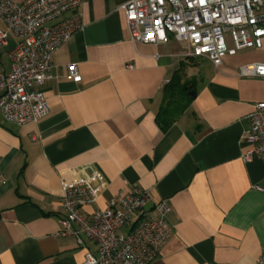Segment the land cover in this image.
Returning <instances> with one entry per match:
<instances>
[{"label":"crops","instance_id":"1","mask_svg":"<svg viewBox=\"0 0 264 264\" xmlns=\"http://www.w3.org/2000/svg\"><path fill=\"white\" fill-rule=\"evenodd\" d=\"M126 1H82L81 27L53 52L51 77L39 87L49 104L44 117L18 125L0 113V264H84L85 251L96 252L83 235L80 244L57 234L64 214L58 172L88 165L107 182L80 210L88 219L110 196L134 188L169 203L172 229L150 264H257L264 160L242 159L241 135L264 102V80L240 76L239 67L263 61L264 51L240 50L216 67L184 56L175 39L134 43L119 9ZM19 41L9 34L0 45V72L10 71ZM72 62L79 82L69 77ZM177 71L194 79L195 94L163 130V88Z\"/></svg>","mask_w":264,"mask_h":264},{"label":"built area","instance_id":"2","mask_svg":"<svg viewBox=\"0 0 264 264\" xmlns=\"http://www.w3.org/2000/svg\"><path fill=\"white\" fill-rule=\"evenodd\" d=\"M82 1L0 0V45L9 34L20 38L9 52L10 71L0 72L4 120L22 125L48 113L39 87L51 77L53 52L81 27L77 9ZM119 9L132 42L157 45L175 39L183 45L184 56L205 57L216 67L240 50L264 51V0H128ZM67 12L72 14L56 21ZM67 70L74 82L81 80L75 62ZM239 75L264 80V60L240 66ZM247 121L241 135L247 146L242 159L264 160V102L254 105ZM58 177L64 214L57 234L74 236L80 244L83 235L97 247L95 253L85 251L84 264L151 263L172 229L165 199L154 201L147 190L134 188L127 195L110 196L88 219L80 210L98 200L107 185L104 177L92 165L59 171ZM257 188L264 191V185ZM257 264H264V251Z\"/></svg>","mask_w":264,"mask_h":264},{"label":"trees","instance_id":"3","mask_svg":"<svg viewBox=\"0 0 264 264\" xmlns=\"http://www.w3.org/2000/svg\"><path fill=\"white\" fill-rule=\"evenodd\" d=\"M194 89V79H182L177 71L163 88V103L157 122L164 130L183 111L191 100L190 92Z\"/></svg>","mask_w":264,"mask_h":264},{"label":"rangeland","instance_id":"4","mask_svg":"<svg viewBox=\"0 0 264 264\" xmlns=\"http://www.w3.org/2000/svg\"><path fill=\"white\" fill-rule=\"evenodd\" d=\"M224 39H225L226 43L229 45L230 38H229L227 33H224Z\"/></svg>","mask_w":264,"mask_h":264},{"label":"water","instance_id":"5","mask_svg":"<svg viewBox=\"0 0 264 264\" xmlns=\"http://www.w3.org/2000/svg\"><path fill=\"white\" fill-rule=\"evenodd\" d=\"M190 94H191V97H193L195 93L194 92H190Z\"/></svg>","mask_w":264,"mask_h":264}]
</instances>
